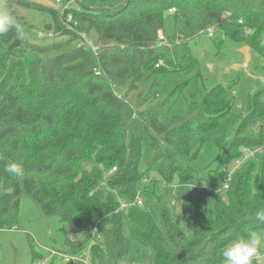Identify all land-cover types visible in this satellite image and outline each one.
<instances>
[{"label":"trees","instance_id":"trees-1","mask_svg":"<svg viewBox=\"0 0 264 264\" xmlns=\"http://www.w3.org/2000/svg\"><path fill=\"white\" fill-rule=\"evenodd\" d=\"M97 1L6 2L13 26L0 33V230L16 225L25 195L72 234L97 224V239L65 238L55 248L89 249L90 264H222L229 242L264 230L256 217L264 153L234 172L224 197L216 193L223 169L264 142V85L235 111L236 80L208 88L190 43L206 36L216 54L230 42L264 61V0ZM27 9L50 17V43L29 41ZM80 34L100 45L95 53L77 46ZM10 163L23 176L9 174ZM138 191L141 208L115 212L117 198L132 202Z\"/></svg>","mask_w":264,"mask_h":264},{"label":"rangeland","instance_id":"rangeland-1","mask_svg":"<svg viewBox=\"0 0 264 264\" xmlns=\"http://www.w3.org/2000/svg\"><path fill=\"white\" fill-rule=\"evenodd\" d=\"M8 1L10 0H0V7L7 9L6 2ZM27 1L43 8L59 9L60 7L57 0ZM88 2L96 5L98 1L88 0ZM70 8L75 10L78 4L72 3ZM22 16L28 24L27 34L30 42L42 44L54 38L45 32L47 25L51 22L46 13L27 9L22 12ZM38 32L42 34L41 38L36 37ZM163 32L166 36L173 33V21L169 13L164 18ZM190 50L198 59V68L206 78L208 88L215 84H232L236 80L233 94L236 100L234 110L237 112L244 107L247 94L264 85V61L258 59L249 49L248 59H246L240 48L226 42L221 52L216 54V49L210 40L206 36H201L190 43ZM243 63L246 67L242 66ZM137 93V91L131 92L129 98L134 100ZM212 157L213 149L209 144L202 165L204 166V162ZM90 168L91 166H86L87 170ZM185 189L192 201V206L197 207L196 191L188 186ZM73 237L70 228L65 226L61 229L55 218H42L33 201L23 195L20 198L16 225L10 230H0V264H38L42 258L47 256L45 249H57L65 238ZM49 264L64 263L56 258Z\"/></svg>","mask_w":264,"mask_h":264},{"label":"built area","instance_id":"built-area-1","mask_svg":"<svg viewBox=\"0 0 264 264\" xmlns=\"http://www.w3.org/2000/svg\"><path fill=\"white\" fill-rule=\"evenodd\" d=\"M59 2V0H57ZM175 9H169L168 13H174ZM71 16L69 15L67 17V22H71ZM241 23V21H239ZM74 25H76L74 23ZM207 35L210 37L212 36L211 30H207ZM37 38H41L42 34L40 32L37 33L36 35ZM81 41L77 43V46H84V47H89L91 50L95 53L100 45H95L94 42L88 38L84 34H80ZM157 41L159 44L165 45L167 44L166 37L163 35L161 31L158 32L157 34ZM161 65V62H158V64L155 67H158ZM99 75V72L96 73ZM118 98H120L119 95H116ZM264 153V142L256 148H243L242 149V156L236 160H234L229 166L225 167L223 169V177L220 182V186L217 188L216 193L222 197L225 196L227 190L229 189L232 176L234 172L240 168L244 163H246L249 159L255 158L260 154ZM116 169L112 168L111 171L109 172L110 174L115 172ZM143 182H147L146 179L143 180ZM117 203L118 207L117 210L115 211L116 213L118 212H126L128 208L130 207H137L141 208L143 205V199L141 196V193L138 191L136 193V196L132 202H126L120 198H117ZM174 203V202H173ZM82 235L84 236H90L91 240H95L99 237V232H98V226L97 224H87L81 231H77L73 233V238L72 239H79ZM47 256L45 258H42L41 261L38 264H49L53 259H60L64 264H82L81 258H89V249L82 252L79 255H69L66 253H63L61 251H58L53 248H48L45 249ZM90 259V258H89Z\"/></svg>","mask_w":264,"mask_h":264},{"label":"clouds","instance_id":"clouds-1","mask_svg":"<svg viewBox=\"0 0 264 264\" xmlns=\"http://www.w3.org/2000/svg\"><path fill=\"white\" fill-rule=\"evenodd\" d=\"M13 26V19L6 8L0 7V33ZM6 171L13 176H23L20 164L10 163ZM257 219L264 221V211L256 213ZM264 230H252L246 236H241L229 242L221 252L222 264H253L260 261L264 264ZM82 264H90L89 258H81Z\"/></svg>","mask_w":264,"mask_h":264},{"label":"crops","instance_id":"crops-1","mask_svg":"<svg viewBox=\"0 0 264 264\" xmlns=\"http://www.w3.org/2000/svg\"><path fill=\"white\" fill-rule=\"evenodd\" d=\"M240 51L246 56V59H248V57H247V52L249 51L248 48L247 47L240 48ZM242 66L246 67V64L243 63Z\"/></svg>","mask_w":264,"mask_h":264}]
</instances>
